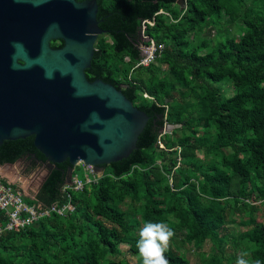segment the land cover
Wrapping results in <instances>:
<instances>
[{
    "label": "trees",
    "instance_id": "obj_1",
    "mask_svg": "<svg viewBox=\"0 0 264 264\" xmlns=\"http://www.w3.org/2000/svg\"><path fill=\"white\" fill-rule=\"evenodd\" d=\"M97 4L103 32L85 75L113 84L149 118L136 148L104 165L82 190L64 191L70 164H55L34 197L24 200L42 206L70 200L74 210L2 232L0 264H143L136 245L149 221L167 224L194 250L210 242L209 256L196 264H221L227 215L236 212L245 219L234 247L241 244L253 264H264V224L256 216L264 201V0ZM143 36L164 48L149 65L135 66ZM223 80L231 84L229 96L216 85ZM166 124L176 126L166 133ZM32 153L45 160L33 136L4 140L0 163ZM74 173L80 174L78 166ZM120 244L128 245L135 262L116 259ZM165 256L169 264H191L179 247H168Z\"/></svg>",
    "mask_w": 264,
    "mask_h": 264
},
{
    "label": "water",
    "instance_id": "obj_2",
    "mask_svg": "<svg viewBox=\"0 0 264 264\" xmlns=\"http://www.w3.org/2000/svg\"><path fill=\"white\" fill-rule=\"evenodd\" d=\"M97 10V0H0V145L33 136L45 160L29 157L47 174L67 160L66 184L79 163L101 176L126 158L149 118L113 84L85 75L103 32Z\"/></svg>",
    "mask_w": 264,
    "mask_h": 264
},
{
    "label": "rangeland",
    "instance_id": "obj_3",
    "mask_svg": "<svg viewBox=\"0 0 264 264\" xmlns=\"http://www.w3.org/2000/svg\"><path fill=\"white\" fill-rule=\"evenodd\" d=\"M207 36L206 29L201 33ZM215 34L214 30L210 31V36L213 37ZM223 35L216 36L213 41L223 39ZM204 38V37H203ZM198 43V42H197ZM211 45L199 50L200 53H204L210 50ZM216 85L222 90V92L229 96L231 95V84L227 81L216 82ZM48 167L44 164L33 161L30 163L28 159L20 158L17 161L9 164L0 165V176L14 183L22 191L24 196L34 197L36 191L39 189L44 177L47 175ZM81 173V171H80ZM99 175V174H98ZM258 211L256 212L257 219L264 224V201L257 204ZM123 210L129 211L127 204H121ZM245 214L236 212L234 214H228L227 219L229 221L227 230L226 246L223 250V259L221 264H237L238 258H243L248 261V264H253L247 253L241 250V244L234 247V243H238V233L241 231L242 226L240 223L244 222ZM234 239V241L232 240ZM168 247L175 248L179 247L180 250L185 251L190 259L191 264L202 262L203 257H208L210 254L211 243L206 242L202 249L194 250L191 245L180 242V234L175 232V235L171 238ZM122 254L116 259H122L124 261L133 263L137 260V257L131 254L128 250L127 244H120Z\"/></svg>",
    "mask_w": 264,
    "mask_h": 264
},
{
    "label": "built area",
    "instance_id": "obj_4",
    "mask_svg": "<svg viewBox=\"0 0 264 264\" xmlns=\"http://www.w3.org/2000/svg\"><path fill=\"white\" fill-rule=\"evenodd\" d=\"M143 41H146L143 43ZM140 44V58L135 66H147L160 56L163 51V43L155 42L151 37L143 36ZM160 147L164 144L160 138L157 140ZM178 160L180 157L177 158ZM80 168L81 173L71 175L70 184H65L63 190H82L84 185L95 182L99 175L95 173L91 165L79 163L76 165ZM171 183V179H170ZM33 198V197H32ZM0 210L4 213L5 223L0 226V234L7 230L24 229L30 226L43 216L51 213L65 215L74 210V206L70 200L62 204L53 203L48 206H42L41 203H28L24 200L22 191L14 183L0 176Z\"/></svg>",
    "mask_w": 264,
    "mask_h": 264
},
{
    "label": "clouds",
    "instance_id": "obj_5",
    "mask_svg": "<svg viewBox=\"0 0 264 264\" xmlns=\"http://www.w3.org/2000/svg\"><path fill=\"white\" fill-rule=\"evenodd\" d=\"M137 248L143 257V264H169L165 256L171 238L175 232L165 223L146 222L140 230ZM237 264H248L243 258H238ZM255 264H260L256 261Z\"/></svg>",
    "mask_w": 264,
    "mask_h": 264
},
{
    "label": "flooded vegetation",
    "instance_id": "obj_6",
    "mask_svg": "<svg viewBox=\"0 0 264 264\" xmlns=\"http://www.w3.org/2000/svg\"><path fill=\"white\" fill-rule=\"evenodd\" d=\"M52 41V40H51ZM51 41H50V43H51ZM21 158H25V159H28L29 161H30V163H32L33 161H35L34 159H32V158H30L29 156H27V155H24L23 157H21ZM18 159H20V158H18ZM17 159V160H18ZM16 160V161H17Z\"/></svg>",
    "mask_w": 264,
    "mask_h": 264
}]
</instances>
